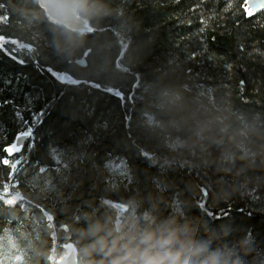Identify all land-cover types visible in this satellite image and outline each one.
<instances>
[{
    "label": "trees",
    "instance_id": "trees-1",
    "mask_svg": "<svg viewBox=\"0 0 264 264\" xmlns=\"http://www.w3.org/2000/svg\"><path fill=\"white\" fill-rule=\"evenodd\" d=\"M65 1L0 0V264H264V10Z\"/></svg>",
    "mask_w": 264,
    "mask_h": 264
},
{
    "label": "water",
    "instance_id": "water-1",
    "mask_svg": "<svg viewBox=\"0 0 264 264\" xmlns=\"http://www.w3.org/2000/svg\"><path fill=\"white\" fill-rule=\"evenodd\" d=\"M39 5L51 19L62 24L68 30L80 34L93 33V28H91L85 20L77 15L74 9L65 0H39ZM260 11L254 12L251 17ZM78 65L86 67V60L82 59L78 61ZM30 137L31 134L19 137L12 148V152H17L22 149ZM65 264H78L74 251L71 250L68 252L65 258Z\"/></svg>",
    "mask_w": 264,
    "mask_h": 264
},
{
    "label": "snow or ice",
    "instance_id": "snow-or-ice-1",
    "mask_svg": "<svg viewBox=\"0 0 264 264\" xmlns=\"http://www.w3.org/2000/svg\"><path fill=\"white\" fill-rule=\"evenodd\" d=\"M228 6L231 7V5ZM240 8L243 10L246 16H251L256 11L264 10V0H241ZM5 43H11V41L8 40L7 38L0 39V45H3ZM192 56L194 58L195 53H193ZM7 151L12 152L13 149L8 148ZM0 164L6 166L9 169L7 173L8 178L10 177L12 178L15 176V172L12 171V163L10 157L0 158ZM203 195L206 196L207 192L204 191ZM198 206L202 207V205H198ZM208 215H210L213 219H219V216L216 215V213L209 212Z\"/></svg>",
    "mask_w": 264,
    "mask_h": 264
},
{
    "label": "clouds",
    "instance_id": "clouds-1",
    "mask_svg": "<svg viewBox=\"0 0 264 264\" xmlns=\"http://www.w3.org/2000/svg\"><path fill=\"white\" fill-rule=\"evenodd\" d=\"M105 247L107 249L106 255L113 257L111 261H108V264H142L138 258L133 257L132 252L129 251L128 245H121L119 240L110 247Z\"/></svg>",
    "mask_w": 264,
    "mask_h": 264
},
{
    "label": "rangeland",
    "instance_id": "rangeland-1",
    "mask_svg": "<svg viewBox=\"0 0 264 264\" xmlns=\"http://www.w3.org/2000/svg\"><path fill=\"white\" fill-rule=\"evenodd\" d=\"M80 66V65H79ZM81 67V66H80ZM84 68V67H83Z\"/></svg>",
    "mask_w": 264,
    "mask_h": 264
},
{
    "label": "bare ground",
    "instance_id": "bare-ground-1",
    "mask_svg": "<svg viewBox=\"0 0 264 264\" xmlns=\"http://www.w3.org/2000/svg\"><path fill=\"white\" fill-rule=\"evenodd\" d=\"M39 4V3H38ZM92 34V33H91Z\"/></svg>",
    "mask_w": 264,
    "mask_h": 264
}]
</instances>
